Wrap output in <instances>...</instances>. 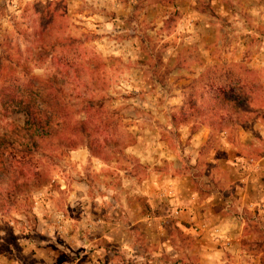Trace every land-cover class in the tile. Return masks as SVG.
Here are the masks:
<instances>
[{"label": "rangeland", "instance_id": "rangeland-1", "mask_svg": "<svg viewBox=\"0 0 264 264\" xmlns=\"http://www.w3.org/2000/svg\"><path fill=\"white\" fill-rule=\"evenodd\" d=\"M50 2L53 5L47 8ZM203 4L207 6L205 2ZM205 6L200 8L201 12L216 16L215 10H207ZM36 10L40 13L37 14ZM53 12H56L55 29L58 30L56 27L61 24L71 41L64 42L67 44L61 47L44 49L35 33L39 23H47ZM190 12L192 10L187 9L184 15L170 11L165 25L159 29L154 25H148L152 29L149 30L133 24L136 31L130 34L137 36L136 40L129 41L125 47L121 44L120 54L105 56L103 54L109 44L99 40V33L92 26H85L78 22V18L74 19V12L65 0H0V85L3 79H6V84L21 85L27 74L44 77L57 69L66 70L69 74L78 73L83 84L92 88L81 90L85 100H89L87 103L92 105L89 115L94 117L95 113L107 118L111 126L104 135L114 134L126 143L123 147L108 150L109 160L91 154L83 143L72 150H44L39 157L50 172L48 183L16 197L9 207L7 205L0 210V264H40L41 257L34 256V252L28 249L31 238L37 237L39 241L50 239L38 230V211H47L51 216L62 212L66 216L70 208L67 200L69 191L75 182L86 180L90 207L96 203L102 207L105 199L97 190L104 185V178L116 182L117 178L127 176L123 169L142 172L141 164L127 152V148L135 143L138 133L149 126L159 127L165 144L176 153L175 168L173 164H165L163 168L170 176L188 178L184 182L189 186V197L196 195V199L202 201L213 195L215 198L211 202L216 200L218 203L211 208L221 215L248 213L251 210L246 205L248 198L253 202L257 200L253 207L255 212L259 208L264 209V195L260 197L259 193L250 190V186L244 185L249 182L244 178L251 177L250 174L245 175V171L253 170L249 167L264 156V55L260 57L258 52L264 42L251 40L247 44L239 41L240 38L233 42L224 32L219 35L211 29L206 32L209 40L197 44L187 37L190 29L197 25L196 21L186 25V20L192 19ZM243 12L244 15L249 13L247 10ZM46 13H50L48 17ZM177 18L181 19V25ZM221 18L217 15L219 22ZM177 32L181 33V39L175 37ZM52 33L47 28L43 35L50 39ZM90 72L93 80L88 78ZM211 80L231 86L235 93L246 92L247 82L254 87L255 100L245 108L243 122L222 130L207 126L202 117L174 125L170 115L178 112L184 102L203 103L202 86ZM69 98V103H75V97ZM77 108L74 106L73 110ZM73 116L83 117L84 114L79 111ZM4 122L0 118V131ZM192 140L195 141L192 145L194 153L189 150ZM197 147L198 156L195 153ZM75 150L87 151L88 162L81 165L73 162L70 156ZM260 184L264 185V176ZM161 195L170 200L162 201L164 204L156 212L163 210L165 214L176 216L170 213L175 207L181 212L182 206L171 202L175 196L173 189H165ZM94 198H102V201ZM57 218L53 216L55 225ZM248 224L256 240L264 242V216L259 217L257 223ZM42 244V249L48 246ZM49 244L53 245V242ZM61 250L56 246L53 251H44L51 255Z\"/></svg>", "mask_w": 264, "mask_h": 264}, {"label": "crops", "instance_id": "crops-1", "mask_svg": "<svg viewBox=\"0 0 264 264\" xmlns=\"http://www.w3.org/2000/svg\"><path fill=\"white\" fill-rule=\"evenodd\" d=\"M65 2L74 12V19L78 18V22L85 26H92L99 33V40L109 44L105 48V56L120 54L121 44L125 47L129 41L136 40L137 36L130 34L136 31L133 24L142 28L154 25L155 29H159L165 25L170 11L185 15L187 9L192 10L189 14L192 19L186 20V25H192L195 21L197 24L190 29L187 37L197 44L209 40L206 32L211 29L219 35L224 32L233 42L239 38V41H246L247 44L251 40L264 42V0ZM204 6L207 10H215L216 16L201 12L200 8ZM244 10L249 13L244 15ZM139 15L141 20H137ZM217 15L222 17L220 22ZM177 20L181 25V19ZM177 33L175 37L181 39V33ZM258 52L260 57L264 55V43ZM141 131L127 152L138 160L143 171L138 173L123 169L127 176L117 178L116 182L104 178V185L97 190L105 199L102 207L99 203L90 207L89 185L86 180H81L74 183L77 187L72 185L73 188H70L67 199L70 208L66 216L64 214L62 219L59 218V224L55 225L53 221V216L59 217L58 213L51 216L47 211H38V230L50 239L39 241L34 237L29 239L31 243L27 242L31 245L29 251L41 257L40 264H264L261 251L257 250L254 232L248 224H255L259 217L264 216V209L253 210L257 200L253 202L248 198L246 205L251 209L248 213L221 215L211 208V205L218 203L216 200L211 202L215 198L213 195L202 201L197 200L196 195L189 197V186L184 182L188 178L170 176L163 168L165 164H173L175 168L177 155L165 144L160 128L149 126ZM190 145L189 150L194 153L192 145H195V141L192 140ZM198 151L197 147V156ZM70 157L81 165L88 162L89 153L75 150ZM249 168L253 170L245 171V175L250 174L251 177L248 175L244 178L245 181L249 179L244 185L263 197L264 185L260 182L264 176V156ZM168 188L173 189L175 195L171 202L183 208L176 216L165 214L163 210L156 212V209H161L162 201L170 200L161 195ZM102 198L94 200L100 202ZM54 240L57 242L54 243ZM51 242L53 245L49 244ZM42 243L48 246L42 249ZM56 246L62 249L61 252L50 255L44 251H53Z\"/></svg>", "mask_w": 264, "mask_h": 264}, {"label": "trees", "instance_id": "trees-1", "mask_svg": "<svg viewBox=\"0 0 264 264\" xmlns=\"http://www.w3.org/2000/svg\"><path fill=\"white\" fill-rule=\"evenodd\" d=\"M52 3H47V8ZM36 13L40 11L36 10ZM41 13L43 15L44 10ZM55 14L53 12L51 21L50 17L47 23H39L35 33L44 49L61 47L71 41L64 34L61 24L57 25L58 30L55 29ZM47 28L53 31L50 39L43 35ZM27 76L21 85L6 84V79L1 80L0 118L5 122L0 131V210L7 205L9 207L16 197L48 183L50 172L39 157L44 150H72L83 143L91 154L109 160L108 150L126 144L114 134L104 135L111 126L107 118L103 119L95 113L94 117L89 115L92 105L87 103L89 100H85L81 90L92 88L83 84L78 73L69 74L66 70L57 69L44 77ZM88 78L93 80L91 72ZM246 84L249 85L246 92L235 93L227 84L207 81L202 86L204 102H184L178 112L170 115L171 122L179 126L191 118L202 117V121L215 130L241 124L245 108L255 100L254 87H250L249 82ZM71 85L73 87L70 88ZM70 96L76 98L75 103H69ZM74 106L78 107L75 111ZM79 111L84 114L83 117L73 116ZM256 244L264 262V242L256 240Z\"/></svg>", "mask_w": 264, "mask_h": 264}, {"label": "built area", "instance_id": "built-area-1", "mask_svg": "<svg viewBox=\"0 0 264 264\" xmlns=\"http://www.w3.org/2000/svg\"><path fill=\"white\" fill-rule=\"evenodd\" d=\"M180 212V210H179V208H177V207H175V208H172L171 210H170V213H172V214H178ZM58 219H57V222H58V224H59V221H60V219H62L63 217H64V214L62 213V212H59L58 213ZM60 218V219H59Z\"/></svg>", "mask_w": 264, "mask_h": 264}]
</instances>
